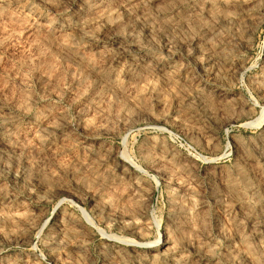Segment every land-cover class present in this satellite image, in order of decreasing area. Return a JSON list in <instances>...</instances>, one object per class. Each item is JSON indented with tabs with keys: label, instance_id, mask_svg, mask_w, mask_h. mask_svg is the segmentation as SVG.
I'll list each match as a JSON object with an SVG mask.
<instances>
[{
	"label": "rangeland",
	"instance_id": "obj_1",
	"mask_svg": "<svg viewBox=\"0 0 264 264\" xmlns=\"http://www.w3.org/2000/svg\"><path fill=\"white\" fill-rule=\"evenodd\" d=\"M0 264H264V0H0Z\"/></svg>",
	"mask_w": 264,
	"mask_h": 264
}]
</instances>
